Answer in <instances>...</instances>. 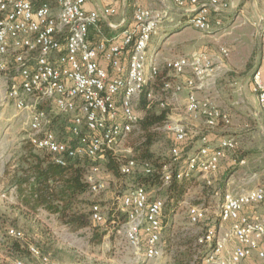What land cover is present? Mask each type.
<instances>
[{
  "label": "built area",
  "instance_id": "obj_1",
  "mask_svg": "<svg viewBox=\"0 0 264 264\" xmlns=\"http://www.w3.org/2000/svg\"><path fill=\"white\" fill-rule=\"evenodd\" d=\"M103 1L107 3L104 15L117 13L115 4L119 0ZM85 2L0 0V74L9 82L4 100L12 102L20 111L29 110L27 139L35 148L50 152L53 160L61 164L68 158L88 157L91 164L86 181L90 192L96 194L108 187L101 165L107 150L115 151L118 143L140 126L136 100L145 93L149 100H158L160 106H166V101L149 88L160 73V65L151 61L149 45L163 24L173 19L165 10L137 7L132 23L121 33L113 36L101 33L95 41L91 38V28L99 27L102 15L98 10H88ZM174 3L191 11L189 25L211 32L223 26L221 19L215 24L212 22L211 8L218 12L230 10L231 2L174 0ZM258 27L264 43V17ZM229 55L230 49L221 45L217 53L197 50L164 62L176 78L165 81L161 90L177 96L187 89L188 113L196 118L204 117L209 129L232 121L230 112L215 105L210 95ZM252 80L264 113L261 66L252 74ZM203 91L208 92L200 97ZM30 99L32 103L28 102ZM55 114L65 116L74 143L63 140L54 130ZM158 128L174 135L176 144L171 152L174 159H179L180 143L188 138L187 126L168 118ZM237 146L235 137L220 138L213 145L204 135L202 145L188 158L184 168L173 171L170 164L164 167L162 182L167 184L173 177L182 179L195 173L217 172L222 160L228 158V152ZM138 165L135 159L128 158L121 162L120 170L130 175ZM142 166L147 173L152 172L149 163ZM121 201L122 210L128 216L125 223L128 244L139 250L143 247L149 260L161 258L164 255V198L151 196L146 186L140 184L129 188ZM189 214L193 223L207 218L202 204L191 205ZM91 216L96 223L104 222L99 203L92 204ZM220 219L219 225L207 224L199 237V244L205 248L202 264H244L253 256L264 264V182L252 188L227 190ZM7 233L21 240L26 237L16 227H9ZM29 248L37 264H60L38 246L30 244ZM14 264L31 263L25 258H16Z\"/></svg>",
  "mask_w": 264,
  "mask_h": 264
},
{
  "label": "rangeland",
  "instance_id": "obj_2",
  "mask_svg": "<svg viewBox=\"0 0 264 264\" xmlns=\"http://www.w3.org/2000/svg\"><path fill=\"white\" fill-rule=\"evenodd\" d=\"M227 1L231 2V0ZM232 6H235L238 10L233 17H230L227 13L218 15L212 12V22L215 24L217 19H221L223 26L211 32H200L194 27L184 31L179 30L182 26L171 28L169 34L161 43L159 57L160 62H163L165 59L177 54H191L201 46H205L203 50L208 52L219 50L221 45H226L230 49V55L225 59V65L218 78L216 88L214 87L210 91V95L215 105L232 114L231 123L227 126L221 125L224 126V129L219 132L222 133L223 131L238 140L237 148L228 152V157L230 159H234L236 156L239 157L238 160L234 161V164L239 163L240 170L229 175L224 188L220 186L222 175L229 169L230 165L234 164L231 163L228 166V164H225V160L222 161L217 172L205 175L195 173L194 175L197 178L192 186L185 191L183 199L179 201L177 206L173 207L171 203L174 200L170 198L166 184L162 182L161 185L155 186L143 182L146 171L142 164H139L135 172L130 175L115 176L113 173L112 175L109 174L104 159L101 162L102 176L106 178L108 187L96 194L88 192L85 196L92 204L99 203L104 212V222L94 223L102 231L107 230L101 244L93 245L90 242V236L92 235L90 227L71 230L60 223L55 215L44 209L38 211L36 215L27 216L16 207L17 199L14 188L8 185V176L14 170V163L18 159L22 147V144L20 145L22 134L28 132L29 110L20 111L12 102L4 100V93L9 82L4 74H0V226L3 228L0 231V264H14L15 259L19 257L25 258L31 264L38 263L37 258L30 253L20 256L7 250L5 232L9 227L22 229L26 234V239L31 244L41 247L45 253L58 260L60 264H174V256L176 254L181 255L185 251L184 241L186 237L193 238L196 243H199V237L204 233L207 224H221V204L223 195L227 190L238 191L252 188L264 182V114H259L260 120L255 118L253 114H244L242 112L244 109L248 113L246 108L235 111L234 108L243 103L241 95L235 92V97L229 96L232 90L229 80L236 78L238 75L246 74L249 68L248 65H245L247 63L249 65L255 64L259 58L261 41L258 23L260 16L264 17V0L253 1L252 4L247 0H243L241 4L236 2L232 5L230 3L228 8L230 7L231 10ZM261 61V70L264 72V46ZM230 67L231 69H229ZM149 88H152L159 98L166 101L165 107H169L171 111L180 115V120L170 118L188 126V134L190 135V132L193 131V125L190 122L194 121L193 118L195 117L190 113H184L186 109L180 104V93L177 96L165 93L161 90V87L160 89L156 87L155 81ZM157 88L159 91H157ZM220 88H225L226 91L230 90L227 91V96L218 95L217 90ZM207 92H200V97L206 95ZM140 98L135 103L137 110H140ZM236 100L237 103H235ZM28 102L32 103L33 99L28 100ZM43 107L50 110L47 106ZM165 107L160 106L158 101L155 105L156 111H161ZM60 119L66 122V118L61 115ZM195 119L198 120L199 117ZM60 124H56L57 130L63 128ZM154 128L160 131V140L154 144L153 150L159 156L170 160L173 171L184 168L188 158L192 155L190 153L193 152L194 154L198 150V145L185 143L182 145V151L180 150V158L174 159L171 152L174 143L172 137L174 135L164 129H159L158 125ZM214 129L203 126V130L199 133L200 138L202 139L204 135L208 136V130L213 131ZM141 133L142 127L140 125L127 138L118 143L114 152L119 157L120 163L134 156L132 144ZM60 136L66 135L62 134ZM210 143L214 145L212 141ZM244 157L246 158L245 164H240ZM6 170L8 173H6ZM209 181L211 182L209 183ZM137 183L145 185L151 196L162 197L166 201L163 217L164 230L162 233L164 255L159 259H147L143 247L140 250L134 248L126 240L125 223L128 216L127 212L122 210L121 198L129 188ZM195 204H202L206 208L207 218L205 221L200 223L190 221L189 209L191 205ZM171 208L175 209L173 215L170 212ZM226 225L224 223V226ZM171 238L173 239L171 240L170 250H167L165 247L166 242ZM196 258L198 261L196 264H202L201 259L198 256ZM244 264H262V262L256 256H253Z\"/></svg>",
  "mask_w": 264,
  "mask_h": 264
},
{
  "label": "trees",
  "instance_id": "obj_3",
  "mask_svg": "<svg viewBox=\"0 0 264 264\" xmlns=\"http://www.w3.org/2000/svg\"><path fill=\"white\" fill-rule=\"evenodd\" d=\"M201 1L204 2L208 0ZM212 12L218 15L223 13L211 8V13ZM253 65L254 64H250L248 68H252ZM167 72L168 71L163 68L155 79V85L159 87V89L165 81L173 79V76H168ZM159 89L157 88V91ZM157 101L158 100L155 99L149 100L145 93L142 94L139 100L140 110L137 111L140 115L139 122L142 127V133L132 144L134 156L130 157L135 159L139 164H150L152 172H145L143 182L147 185L155 186L161 185L164 167L170 164L169 159L159 156L156 154V151L153 150L154 144L160 140V131L156 130L154 126L162 124L169 118L171 112L169 107H165L161 111H156L155 105ZM60 115L61 114L54 115L53 128L59 136L62 134L67 136H60L63 140L74 143L75 138L68 130L67 123L60 119ZM57 123H61L60 125L63 128L57 130ZM172 139L174 140V146L176 141L174 137H172ZM185 143H187V140L180 143L181 148ZM234 159L238 160L239 157L236 156ZM105 162L109 174L112 175L113 173L115 176L121 174L125 175L120 170V159L117 154H115L114 150H107ZM90 164L91 162L88 157L68 158L65 163H58L53 160L50 152L37 149L27 138L24 139L18 159L14 163V170L8 176V185L14 188L17 199L16 207L27 216L36 215L38 211L44 209L49 213L57 215L60 223L66 225L71 230H80L90 227L92 230L90 242L93 245L101 244L107 234V230L105 229L102 231L98 228V225L94 224L96 222L92 220L91 216L92 202L85 197L86 194L90 192L89 184L86 181V174L90 168ZM228 168L229 169L223 173L221 178L220 186L222 188L225 187L229 175L237 172L240 169V165L237 163L230 165ZM6 173H8L7 170ZM196 178L194 174L182 179L173 177V179L166 184L170 198L174 200L171 203L173 207H176L179 201L183 199L185 191L192 186ZM138 183L134 186L140 185ZM90 205L91 207L88 209ZM170 210L171 215H173L175 209L171 208ZM2 230L3 228L0 226V231ZM5 233V245L9 252L20 256L30 253L29 246L31 243L26 239L27 237L21 240L10 236L7 232ZM172 239L173 238L166 242L165 247L167 250H170ZM39 248L41 249V247ZM184 249L185 251L181 255L176 254V256H174V264H196L198 262L196 257L198 256L199 259H202L205 253V248L190 237L185 238ZM42 252L45 253L43 250Z\"/></svg>",
  "mask_w": 264,
  "mask_h": 264
},
{
  "label": "crops",
  "instance_id": "obj_4",
  "mask_svg": "<svg viewBox=\"0 0 264 264\" xmlns=\"http://www.w3.org/2000/svg\"><path fill=\"white\" fill-rule=\"evenodd\" d=\"M33 1L39 2L40 0H33ZM253 1L255 2L257 0H253ZM253 1L247 0V2H250L251 4L253 3ZM236 2L241 4V2H243V0H231L232 5H234ZM106 5H107V3L104 2L103 0H86V2H85V7L88 10H98V11H100V13L102 15V19L100 20L99 27L98 28H94V27L91 28V38L94 39L95 41L100 38L101 33L105 34L106 36H113V35L121 33L125 27H127L130 23H132V21L134 19V13H135V10L137 7H149V8H154V9H158V10H165L170 14V17L173 20L172 21H166L163 24V26L160 28V30L152 36V39H151V42L149 45V53L152 56L151 61L156 62L160 66H162V67H160V70H162L163 68L168 70L164 66L165 61L160 62L159 55L161 54V50H160L161 43L163 42L166 35L169 34V30L171 28L176 27V26H178V27L182 26L181 28H179V30H182V31L187 30L189 28H193V26L189 25V23H188V21H189L188 19H189V16L191 15V11L187 8L184 9V8L178 7L174 3V0H119L118 3L115 4L118 7L117 13L114 15H109V16H106L103 14V10H104V7H106ZM234 8H236V7L232 6V9H234ZM231 10H223L220 12L228 14V12H230ZM230 17H233V16H230ZM261 18L262 17L260 16V20H261ZM172 25H173V27H171ZM200 32H202V31H200ZM204 47L205 46H201L199 49H196L194 51L203 50V49H205ZM217 51L218 50L211 51V53H217ZM178 55H182V54H177V55H174L172 57H175ZM172 57H170V58H172ZM160 63L161 64L163 63V64L161 65ZM247 65L249 66L248 63L245 66H247ZM255 65H256V63L252 66V68ZM261 65H262V61L260 62V66ZM252 68H250L246 74L238 75L236 78L229 80V82H230L229 85L232 86V90L230 92V95L229 94L228 95L232 98L235 97V95H236L235 92H238L239 95H241V99H242L243 103H242V105H240L238 107L236 106L234 108L235 111L238 109L243 110V108H246L248 113L245 112V109H244V111H242L244 114H253V116L255 118L260 119L259 114H264V113L261 112V110H260V105H259L257 95L253 91V88H252V86H253L252 76L248 77V74L252 70ZM229 69H231V67ZM167 75L173 76V78H176V77H174L172 72L169 70L167 72ZM263 76H264V72H263ZM220 79H221V77H220ZM215 88H216V86H215ZM227 91L229 92L230 90H227ZM227 91L225 90V88H220L219 90H217V93H218V95L227 96L226 95ZM187 92H188L187 89H184L180 93V96H179L180 104H182V106L186 109V111L184 112L185 114H188V111L186 108L187 107L186 106V104H187ZM237 102L238 101L236 100L235 103H237ZM170 117L174 118V119H179V120L181 119L180 115H178L174 111L170 112L169 118ZM195 118H193L194 121L192 120L190 122L193 125V131L190 132L191 133L190 135L188 134L187 142L198 145V147H199L201 144V141H202V139L200 138L201 135L199 133L203 130V126L206 127V122H205L204 117H199L198 120ZM198 122H200V123H198ZM202 123L204 124L203 126H202ZM225 126H227V125H225ZM223 127L224 126H219V127L215 128L213 131L208 130L209 131V133H208L209 139L214 144L218 143L220 138L231 136L230 134H225V132H223V131H222V133L219 132L222 129H224ZM187 128H188V126H187ZM231 137H233V136H231ZM21 138H22V140L20 142V145L22 144V141L27 138V133H23ZM198 147H197V149H198ZM190 154H193V152ZM225 160H224L226 162L225 164H228V165L231 163L234 164V161H236V159H232V158L230 159L229 157L226 158ZM242 160L244 162H246L245 157L242 158ZM240 164H245V163L240 162ZM235 173H237V172H235ZM259 184H261V183H259ZM53 215H55V214H53ZM55 216L58 218L57 215H55Z\"/></svg>",
  "mask_w": 264,
  "mask_h": 264
},
{
  "label": "water",
  "instance_id": "obj_5",
  "mask_svg": "<svg viewBox=\"0 0 264 264\" xmlns=\"http://www.w3.org/2000/svg\"><path fill=\"white\" fill-rule=\"evenodd\" d=\"M251 1H253V0H251ZM237 9L236 8H234V9H232L230 12H228V15H230V16H234L236 13H237ZM260 46H259V49H260V51H259V58H258V60H257V62H256V65L253 67V69L249 72V74H248V77H251L252 76V74L254 73V71L255 70H257L259 67H260V62H261V56H262V49H263V43H262V40L260 39Z\"/></svg>",
  "mask_w": 264,
  "mask_h": 264
}]
</instances>
